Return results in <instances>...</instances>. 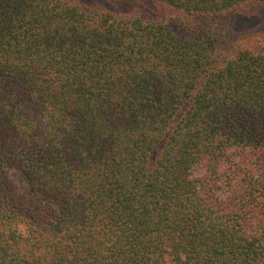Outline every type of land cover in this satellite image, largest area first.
<instances>
[{
    "label": "trees",
    "instance_id": "1",
    "mask_svg": "<svg viewBox=\"0 0 264 264\" xmlns=\"http://www.w3.org/2000/svg\"><path fill=\"white\" fill-rule=\"evenodd\" d=\"M113 1L0 0V264H264V0Z\"/></svg>",
    "mask_w": 264,
    "mask_h": 264
},
{
    "label": "rangeland",
    "instance_id": "2",
    "mask_svg": "<svg viewBox=\"0 0 264 264\" xmlns=\"http://www.w3.org/2000/svg\"><path fill=\"white\" fill-rule=\"evenodd\" d=\"M83 3L92 5L94 7L110 10L115 13L123 14L131 12L132 4L113 0H80ZM134 11V10H133ZM142 15L149 17L154 16V12L150 10L144 11L135 9ZM226 23L232 27L236 35L245 42L257 39L264 43V5L250 6L249 4L239 5L235 8L229 9L225 13ZM13 179L18 188H22L24 183L22 179L13 173Z\"/></svg>",
    "mask_w": 264,
    "mask_h": 264
}]
</instances>
